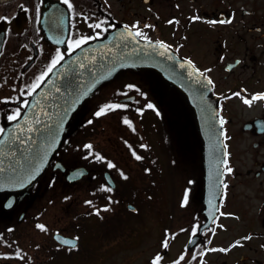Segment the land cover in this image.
Wrapping results in <instances>:
<instances>
[{"label": "flooded vegetation", "instance_id": "flooded-vegetation-1", "mask_svg": "<svg viewBox=\"0 0 264 264\" xmlns=\"http://www.w3.org/2000/svg\"><path fill=\"white\" fill-rule=\"evenodd\" d=\"M213 1H0V128L21 112L58 53L64 58L75 48L69 45L116 22L172 45L208 76L225 157L220 171L199 169L197 183L175 182L159 158L161 111L151 165L146 157L137 161L122 139L124 150L109 141V118L103 126L88 107L100 99L96 91L69 131L86 157L93 151L85 143L96 146L98 133H106L114 167L85 165L83 177L101 169V182H51L66 173L53 166L59 152L31 187L0 191V264H264V99H253L264 96V18L251 4L242 6L247 17L232 21L235 11ZM145 140L141 133L140 150L151 155ZM124 152L138 165H127ZM219 184L220 191L205 192ZM205 194H219L215 208L206 206Z\"/></svg>", "mask_w": 264, "mask_h": 264}, {"label": "water", "instance_id": "water-1", "mask_svg": "<svg viewBox=\"0 0 264 264\" xmlns=\"http://www.w3.org/2000/svg\"><path fill=\"white\" fill-rule=\"evenodd\" d=\"M124 68L151 70L183 96L201 139L203 169L220 171L224 146L217 103L209 96V79L171 46L142 40L116 24L60 60L30 94L17 120L4 126L0 134V191L23 190L41 176L60 148L75 111L99 84ZM55 165L65 169L60 160ZM84 173L87 169L82 165L73 167L66 179L75 180ZM219 188L220 184L217 188L213 185L205 192H218ZM218 196L206 200L205 194L206 206L215 208Z\"/></svg>", "mask_w": 264, "mask_h": 264}, {"label": "rangeland", "instance_id": "rangeland-1", "mask_svg": "<svg viewBox=\"0 0 264 264\" xmlns=\"http://www.w3.org/2000/svg\"><path fill=\"white\" fill-rule=\"evenodd\" d=\"M111 1L117 4V0ZM219 1V4L218 0L213 1L215 6L235 11L234 17L231 18L232 21L239 20L240 17H247V15L243 14L242 6L248 7L252 5L259 8L257 9L258 11L256 10V15H260L264 18V0ZM129 85H136L143 92L142 95H139L138 100L140 102L138 107L140 110L142 109V112L136 114L135 121L140 132L146 135L145 141H147L148 145L151 147L153 160H155L153 151V129L155 123L158 122L155 105L158 109H161L162 116V153L159 156L160 160H162L161 165L168 168L166 171L172 174V178L175 182L197 183L199 179V169L202 168V159H200L201 139L196 128L193 113L190 109L191 107H189L185 99L160 78L159 75L149 70H122L104 86V90L109 91V89H111L114 93H120L122 90L129 87ZM149 104L153 107L149 108ZM142 107H145L146 110ZM107 118H109V141L113 139L115 143L119 145V149L124 150V148H121L122 145L118 144L120 142L117 140V138H119L117 136H120L124 131V128L117 121L119 118L117 112L109 114V117L106 116V118L103 119V126L107 124ZM98 138L100 141L98 143L101 146L100 149L108 152L107 145L109 142L107 134H99ZM71 142H73V139ZM110 153L111 152H109V154ZM123 155L127 165H138L136 162H132L126 152H124ZM61 156L68 164L80 163L83 158V156L76 153L75 150L63 149L61 151ZM113 156L117 161L116 163L125 164L122 161L120 162L119 155L113 154ZM102 158L103 159H101L98 164H108V159L105 154H102ZM56 181L58 182L60 179H56ZM99 181H101V178H99Z\"/></svg>", "mask_w": 264, "mask_h": 264}, {"label": "snow or ice", "instance_id": "snow-or-ice-1", "mask_svg": "<svg viewBox=\"0 0 264 264\" xmlns=\"http://www.w3.org/2000/svg\"><path fill=\"white\" fill-rule=\"evenodd\" d=\"M64 3L68 4V6L71 7V4L69 3V0H64ZM37 18H38V17H37ZM95 27H96V28H100V27H101V24L97 23V24L95 25ZM135 35H136V36H142L143 33L137 31V32L135 33ZM88 39H91V37H86V38H84V39H81V40L75 41L74 45H69V46H70V47H77V48H78V47L81 46V44L87 43ZM62 58H63V57L58 53V54H57V58H56L55 60H53V62H52V66H51V68H49V71H51L52 68H54V67L56 66V64L59 62V60L62 59ZM43 78H44V77L41 76L40 80H43ZM209 83H211V81H209ZM35 87H39V83H37V85L34 86V89H35ZM34 89H33V90H34ZM253 99H264V96H257V97H254ZM244 103H246V104H251V101L246 99V100H244ZM119 107H120V105H108V106H106V108H102L99 112H97L96 115H97V116H102V115L105 114L106 111H109V110H115L116 108H119ZM148 107H149V108H152L153 106H152L151 104H149ZM19 115H20V112H19V110H17V111H16V114H15V115H12L11 117H9V119H11V120H17V118L19 117ZM125 123H129V122H128L127 120H125ZM222 123H223V121H222ZM3 132H4V129L0 128V134H2ZM89 147H91V146H89ZM97 159H101V158H100L99 156H97ZM136 159L139 160V159H141V157L137 156ZM108 166H109L110 168H111V167H114V165L111 164V163H109ZM2 171H3V169L0 168V172H2ZM228 171L230 172L231 169H228ZM125 178H126V177H125ZM185 203H187V199H185ZM97 214H98V213H97ZM38 227H41V228H42L43 226H38ZM193 234H195V232H194ZM64 243H65V244H68V245H71V246H74L72 241H67V240H66V241H64ZM164 246L167 247V244L165 243ZM156 260L158 261V260H159V257H157ZM154 264H155V262H154Z\"/></svg>", "mask_w": 264, "mask_h": 264}, {"label": "trees", "instance_id": "trees-1", "mask_svg": "<svg viewBox=\"0 0 264 264\" xmlns=\"http://www.w3.org/2000/svg\"><path fill=\"white\" fill-rule=\"evenodd\" d=\"M127 118H130L131 117V114L129 113L128 115H125ZM128 128H129V131L126 133V134H129L131 135L132 139H133V135H137L138 134V131L133 123V121H131V123L128 124ZM139 157H141V154H139Z\"/></svg>", "mask_w": 264, "mask_h": 264}]
</instances>
